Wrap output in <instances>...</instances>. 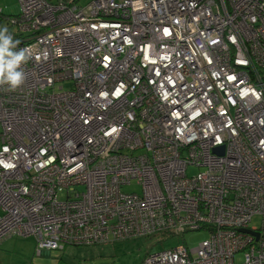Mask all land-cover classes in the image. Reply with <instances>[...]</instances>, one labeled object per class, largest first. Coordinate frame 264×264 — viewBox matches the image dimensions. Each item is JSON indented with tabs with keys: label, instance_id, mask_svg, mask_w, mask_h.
<instances>
[{
	"label": "built area",
	"instance_id": "2783aa9c",
	"mask_svg": "<svg viewBox=\"0 0 264 264\" xmlns=\"http://www.w3.org/2000/svg\"><path fill=\"white\" fill-rule=\"evenodd\" d=\"M19 1L11 24L32 59L20 89L0 90V244L33 237L40 253L208 231L197 247L184 243L142 264H264V0H202L212 13L208 37V21H192L194 0H177L171 14L186 24L167 17L174 33L135 27L149 0ZM79 102L67 147L47 119L55 106L75 111ZM40 134L58 159L49 154L36 174L28 164L48 154ZM83 135L95 146L84 148ZM82 151L87 167L62 177L61 162ZM190 167L200 171L190 176ZM134 181L142 193H125ZM255 216L260 228L250 227Z\"/></svg>",
	"mask_w": 264,
	"mask_h": 264
},
{
	"label": "bare ground",
	"instance_id": "6f19581e",
	"mask_svg": "<svg viewBox=\"0 0 264 264\" xmlns=\"http://www.w3.org/2000/svg\"><path fill=\"white\" fill-rule=\"evenodd\" d=\"M140 1L141 0H139V3ZM239 1H243V0H239ZM194 2L196 3V6L194 7V15L196 16L197 20H192V21L195 23L196 27H198L199 23L196 24V22L200 21V19L202 21L207 20L208 22L205 23L204 26H202V29L204 30V34L208 37L209 35L213 34V32L211 31V23H210V18H212V13H208L207 9L202 6V0H194ZM149 6H150V9L148 10H150L151 12H145L143 14L137 12L138 14L136 16V24H135L136 28H141V27L147 28V26L149 25V26L159 27L160 30H163L166 26V27H169L170 30L174 33L175 30L178 28V26H184L186 24V20L184 19L185 15H182L180 13L171 14V10L179 7L177 0H164L163 2H160L159 0H149ZM242 9H243V6L240 5V7L237 9L238 13ZM1 16L2 17L4 16L3 13L1 14ZM20 16H21V13L19 14V16L13 17V19L14 18L18 19ZM167 17L169 18L177 17L179 19L178 26L171 21L170 22L167 21ZM161 19H163V21ZM159 20H161V22ZM140 21L142 23L141 25L139 23ZM136 32H139V31H136ZM182 32H183L182 35H184L183 30L181 31V33ZM125 35L128 36L130 34L127 33ZM187 41L189 45L190 44L192 45L193 43L196 42L195 38L193 37H189ZM58 53L66 54L67 52L66 50H64L63 47L59 46ZM74 57L77 58L76 60L77 64H82V61H83L82 56L79 53H75ZM76 63H74V66H77ZM78 72H81V71H78ZM84 98L87 100L86 97ZM83 107L84 105L82 104V102H79L76 104L75 111L73 110L69 111L67 110L66 105L64 106L57 105L53 108L54 112L52 114V117H49L47 119V123L49 125L55 128H58L60 130V135L62 137V140L67 147L72 146V141L69 138L70 133L74 125L79 123L78 119H80V113H78V110L82 109ZM66 135H68L69 137H67ZM37 138L40 141L41 145L47 148L48 154L44 156H38L36 158L37 160L31 161V163H29L28 165L33 169L34 173L41 174L48 167L46 165H44L43 167H40L37 165V163L41 161L42 159L46 158L49 154H52L54 156L55 158L54 162H56L58 159V154L55 153L54 150L52 149L47 137H44L43 135L40 134L38 135ZM82 140L84 141V148H90V147L95 146L96 144L93 139L86 137V135L82 136ZM17 147L26 149V144H22ZM74 158H75L74 160L69 159L64 163L61 162V170H63L62 177L78 176L87 167V161H86L83 151L80 152L79 154H76ZM79 163H82V165L78 166ZM85 180H86L89 192H93L96 189L95 181L93 180L92 177H87Z\"/></svg>",
	"mask_w": 264,
	"mask_h": 264
},
{
	"label": "rangeland",
	"instance_id": "374dc122",
	"mask_svg": "<svg viewBox=\"0 0 264 264\" xmlns=\"http://www.w3.org/2000/svg\"><path fill=\"white\" fill-rule=\"evenodd\" d=\"M92 0H80L78 1L79 6H86ZM232 2L234 0H231ZM253 2H256L255 0ZM235 2L232 7L237 4ZM231 9V5H228ZM0 8L3 9V14L6 17L1 16L0 13V26H7L9 30L15 34L18 32L17 26H12L11 22L13 16H19L21 13V4L19 0H0ZM12 17V19H8ZM227 20H222L221 26L228 28L226 25ZM226 45V40H224L223 47ZM249 48V47H248ZM260 75L258 78H264V72L262 70L264 68L259 67ZM258 73V74H259ZM257 74V75H258ZM222 148V147H220ZM200 170L198 168L190 167L188 169V174L190 176L196 175ZM80 191H83L84 188L80 187ZM124 191L127 193H142V187L138 185L135 181L130 185L124 187ZM60 198H65V196L60 195ZM251 228H260L261 227V218L259 216H255L252 219L250 224ZM210 234L208 231H200V232H187L184 237H174L167 240L162 235H157L151 238H134L121 243L116 244V250L113 248L112 244L104 249L105 246H68L67 252L71 253L76 261L80 260H88L87 262H83L82 264H139L143 259L149 255L158 253L160 251H164L179 245L186 243L189 248L197 247L202 241L208 239ZM18 238V237H13ZM33 239V238H32ZM35 241V239H33ZM56 252V251H54ZM101 253L102 257L90 259L89 256L94 257ZM108 255H111L112 258H108ZM116 257V258H115ZM242 260V256H237V263H240Z\"/></svg>",
	"mask_w": 264,
	"mask_h": 264
},
{
	"label": "crops",
	"instance_id": "0c3cea01",
	"mask_svg": "<svg viewBox=\"0 0 264 264\" xmlns=\"http://www.w3.org/2000/svg\"><path fill=\"white\" fill-rule=\"evenodd\" d=\"M32 238L33 237H11L4 240L0 244V264H82L83 262L88 261H76L75 259H73L74 256L71 253L67 252V248L63 251H43L37 253V243L33 240L34 238ZM124 241H116L114 239H111L110 243L102 246H105L104 249H107L112 244L113 248L115 249L117 243H121ZM99 257H102L101 253L94 257L89 256L90 259ZM108 258H112V256L108 255ZM142 262L143 261H141L139 264H142Z\"/></svg>",
	"mask_w": 264,
	"mask_h": 264
},
{
	"label": "clouds",
	"instance_id": "9594fccd",
	"mask_svg": "<svg viewBox=\"0 0 264 264\" xmlns=\"http://www.w3.org/2000/svg\"><path fill=\"white\" fill-rule=\"evenodd\" d=\"M20 44L7 26H0V90L14 92L27 81L25 66L32 59V52Z\"/></svg>",
	"mask_w": 264,
	"mask_h": 264
},
{
	"label": "trees",
	"instance_id": "16d2710c",
	"mask_svg": "<svg viewBox=\"0 0 264 264\" xmlns=\"http://www.w3.org/2000/svg\"><path fill=\"white\" fill-rule=\"evenodd\" d=\"M1 13H3V9H2V12ZM4 15V14H3ZM3 17H6L5 15L3 16ZM2 17V18H3ZM13 17H16V16H13ZM10 18H12V17H10ZM14 35V37L16 38V39H19V38H21V37H23V35L22 34H20L19 32H17V33H15V34H13ZM127 186V185H126ZM125 187V186H124ZM123 191H124V188H123ZM125 192V191H124ZM125 193H127V192H125ZM128 194H134V193H128ZM138 194V193H137ZM167 240H169V239H171V238H174V237H179V236H177V235H174L173 233H165L164 235H163ZM112 237V236H111ZM113 238V237H112ZM146 258V257H145ZM144 258V259H145ZM144 261V260H143Z\"/></svg>",
	"mask_w": 264,
	"mask_h": 264
},
{
	"label": "water",
	"instance_id": "95a60500",
	"mask_svg": "<svg viewBox=\"0 0 264 264\" xmlns=\"http://www.w3.org/2000/svg\"><path fill=\"white\" fill-rule=\"evenodd\" d=\"M217 151H218L219 153L223 154V152H224V148H219ZM241 232H243V233H247V234H252V235H253L254 237H256L257 239H258L259 236H260L259 233L253 232V231L248 230V229H246V230H241Z\"/></svg>",
	"mask_w": 264,
	"mask_h": 264
}]
</instances>
